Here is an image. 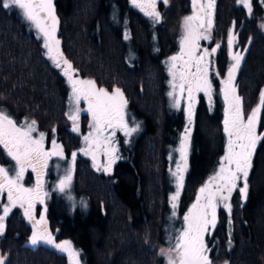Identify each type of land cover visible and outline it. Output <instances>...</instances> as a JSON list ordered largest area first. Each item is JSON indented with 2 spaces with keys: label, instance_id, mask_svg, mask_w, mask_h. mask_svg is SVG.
Segmentation results:
<instances>
[{
  "label": "trees",
  "instance_id": "1",
  "mask_svg": "<svg viewBox=\"0 0 264 264\" xmlns=\"http://www.w3.org/2000/svg\"><path fill=\"white\" fill-rule=\"evenodd\" d=\"M54 4L60 49L75 75L95 81L100 88L119 87L142 129L130 142L121 141V158L109 174L97 173L88 158L78 157L73 191L86 200L87 207L74 209L52 193L48 223L58 239L75 245L83 264H158L169 214L167 148L187 122L184 111H174L168 103L164 61L179 49L191 2H160L161 19L153 24L129 0H55ZM257 8L256 4L259 12L249 16L237 0L216 1L211 33L220 47L212 73L213 100L209 103L200 94L194 108L179 217L214 175L227 143L220 85L231 63L227 32L232 22L237 24L236 46L247 49L236 75L245 116L264 89V31L259 25L262 11ZM69 85L48 61L18 10L4 9L0 0V108L17 120L34 119L48 133L55 129L68 156L74 146L66 116ZM257 130L264 133V112ZM0 162L8 165L1 148ZM248 184L246 201L238 191L233 193L230 217L224 209L218 212L216 227L207 238L213 264H264V140L257 144ZM5 227L0 237L5 264H67L66 257L46 244L28 245L31 228L17 211Z\"/></svg>",
  "mask_w": 264,
  "mask_h": 264
},
{
  "label": "snow or ice",
  "instance_id": "2",
  "mask_svg": "<svg viewBox=\"0 0 264 264\" xmlns=\"http://www.w3.org/2000/svg\"><path fill=\"white\" fill-rule=\"evenodd\" d=\"M131 3L154 23L160 22L161 16L156 10L157 0H131ZM163 3L167 5L168 0H163ZM215 3L216 0H206V3H202L201 0H192L193 14L184 18L185 34L180 42L181 51L178 55L169 57L168 72L172 79L169 81L171 91L167 95L172 100L171 106L178 109L180 99L185 93H187L188 101L185 109L187 126L181 135L179 148L176 149L180 154V161L176 163V171L172 172V175L176 177V192L170 198L173 210L177 208V201L184 186L183 173L187 169L196 93L203 92L208 97L209 103L212 100L208 57L214 54L220 45L212 48L210 53L208 49H204L199 55H197V49L201 39H210ZM237 3L243 4L251 13V0H237ZM2 7L21 10L24 19L31 22L42 34L43 47L47 49L48 58L52 60L56 68H61L63 75L67 77L72 89L70 99L77 105L67 114L68 118L73 121V132H79L78 120L81 109L78 105L81 99L87 102V111L92 117L90 127L93 133L84 137L88 148L82 151L85 155L92 156L94 168L110 173L112 165L120 157L116 154L115 147H107L104 152L107 157L105 164L101 165L98 162L97 151L101 144L100 136L103 131L106 128L118 127L125 136H131L139 130V124L134 118H132L133 126L131 127L126 119L128 102L122 90L116 87L109 92L105 88H97L93 80L74 78L76 70L60 51V40L57 38L59 20L55 14L53 0H2ZM125 39H128L127 35ZM235 40L236 36L230 30L227 44L233 63L229 65L226 77L221 80L223 85L221 92L227 105L223 122L227 136L225 155L221 158L219 171L199 188L195 202L183 217L185 226L174 238L175 243L170 244L168 248L160 249V254L166 258L167 264H213L209 256L211 249L206 243L205 236L210 235V227L211 229L216 227L217 208L222 206L230 217L232 210L230 200L233 192L238 191L241 199L247 200L252 158L258 142L264 140V133L257 132L262 112H264V89L260 91L256 107L245 116L243 99L237 94L235 84L236 74L244 60V55L240 51L233 52ZM216 75L219 76V73L217 72ZM34 132H37L35 120L25 121L24 124L18 125L10 115L0 110V146H3L7 156L15 161L13 168L0 166V194L5 192L7 194V203L2 206V214H0V236H3L5 232V219L13 208L19 206L24 209V216L32 223L31 245L36 246L40 242L51 245L60 252L67 253L70 264H80L78 259L80 253L72 247L71 241L64 240L56 243L48 229L45 216L42 214L39 220H36L33 215L36 201L43 203L39 189L42 188L41 177L44 169L48 167L49 159L53 156L64 159L63 147L57 144L55 139L51 141L52 148L45 150V133L40 132L38 137H34L32 135ZM103 140L108 145L112 144L109 137H104ZM75 161L76 153L73 152L71 165L64 170V175L56 185L61 193H66L71 186ZM28 168L37 174L36 189L26 188L21 183ZM10 172L14 174L10 175ZM68 199L71 200L72 197L69 195ZM80 203L82 207H87L86 202L81 201ZM172 215H176L175 211ZM228 222L231 223V220L229 219ZM6 259V255H0V264H5ZM225 264L228 262L225 261Z\"/></svg>",
  "mask_w": 264,
  "mask_h": 264
},
{
  "label": "rangeland",
  "instance_id": "3",
  "mask_svg": "<svg viewBox=\"0 0 264 264\" xmlns=\"http://www.w3.org/2000/svg\"><path fill=\"white\" fill-rule=\"evenodd\" d=\"M54 1L55 0H53V4H54ZM160 2H163V0H157V8H156L157 11L159 9ZM190 2H191V11L186 16H191L193 14L192 0H190ZM201 2L202 3H206V0H201ZM129 3L132 4L131 3V0H129ZM256 4H257V6H259V8H257V9H259V10L262 11L261 18L259 19L260 20V24L259 25H260L261 30L264 31V27H262V26H264V0H251V5H252V11H251V13L248 12V9L245 8L243 6V4H241V5L244 7V10H246L247 15L251 16V14H255V12L257 11L255 9ZM54 7H55V4H54ZM14 9H16V8H14ZM17 10L19 12V15H20L21 19L25 21L28 29L33 33V35L36 37V39L38 41H40V44H41V46L43 48V51H45V56L47 57L48 61L51 63V65L54 67V69L57 72H60L63 75L62 69L61 68H56L54 66L52 60H50L48 58L47 49H45L43 47L44 40H43L42 34L39 32V30H37L35 28V26L31 22H29L26 19H24L21 10H19V9H17ZM136 10L139 11L141 14H144L143 12L140 11L139 8H136ZM257 12H259V11H257ZM55 14L57 16L56 7H55ZM213 14H214V12H213ZM146 17H148V16H146ZM58 20H59V18H58ZM149 20L152 22V24L154 23L151 18H149ZM212 20H213V17H212ZM124 24H125V21L122 22V25H124ZM182 24H183V26H182V30H181V34H180L181 36L179 38V45H180L179 46V49L176 51V53L169 55L165 59V61H164L165 68L167 69V80H166V87H165V89H166V97H167V100H168V103H169L170 107L174 111L183 110L184 111V114H185L186 121H187V114H186V111H185V109L187 108V103H188V101H187V93H185L184 96L181 97V99H180V107L178 109L171 106L172 105V100L167 95V93L169 91H171V86L169 84V81L172 79V77L169 75V72H168L169 57L174 56V55H178L180 53V51H181V43L180 42H181V39L183 38V36L185 34L184 19H183ZM213 24H214V22H213ZM236 25H237L236 23L232 22L229 25V28H228V32L227 33H229V31L231 30L235 34V36L237 38V36H238V32L237 31L238 30H237V26ZM123 30H124L125 35H127L128 38H129V34L127 32V28H123ZM58 31H59V29L57 28V38L59 39V37H58ZM201 31H204V29H201ZM227 41H228V38H227ZM217 45H219V44L217 42L213 41V39H212V33H211V30H210V39H207V40L201 39L199 41V48L197 49V55L201 54L204 51V49H208V51L210 53L211 52V49L212 48H215ZM227 46H228V44H227ZM60 51H61V49H60ZM235 51H240V52H242L243 55H245L244 49H241L240 50L239 47H237L236 46V43L234 42L233 52H235ZM215 54H216V52L214 54H211L208 57V60L210 61L209 71H210V79H211V81H212V73L214 74L215 71H216V69H215V67H216L215 66L216 55ZM228 54H229V49H228ZM63 57H64V55H63ZM229 59H230V62L233 63V61L231 60L230 56H229ZM178 66H179V62H178ZM62 67H63V65H62ZM225 77H226V75H225ZM74 78H78L75 75V73H74ZM236 78H237V76H236ZM78 79H82V78H78ZM83 80H88V79H83ZM67 81H68V79H67ZM235 84H236V79H235ZM96 87L97 88H100L97 84H96ZM220 87L222 88L223 85L221 84ZM102 88H104V87H102ZM105 89H107V88H105ZM107 90L109 92H112V90H110V89H107ZM68 94L69 95H68V99H67V105L68 106H67L66 116H67V121H68V128H69L72 136L74 137V146H73L72 153L73 152L76 153V160L78 159V157L88 158L91 161L92 168L94 170H96L97 173H100V174L102 173V174H105V175L106 174H109V173L104 172L102 169L98 171L96 168H94L93 167L92 156L91 155H85L84 152L82 151V150L88 148V144L84 140V137L85 136H88L90 133H93V129L90 127V124H92V117H91V114L87 111V108H88L87 102L84 101L83 99H81V101H80V103L78 105V107L81 109V111L79 113V120H78L79 132L78 133L77 132H73L72 131L73 121L70 120L68 118V115H67L75 107H77V105L75 104V102L70 99L71 94H72L71 85H69ZM200 94H203L204 98L208 100V97L205 96L203 92L196 93V99H195V103H194V108L196 107V105L198 103V100H199L198 97L200 96ZM124 97H125V94H124ZM212 97H213V87H212ZM222 98H224L223 97V94H222ZM125 99H126V97H125ZM212 100H213V98H212ZM208 102H209V100H208ZM226 107H227V105L224 102V109ZM0 110H3L8 115H10L6 108H0ZM126 112H127L126 119L129 121V126L130 127L133 126L132 118H134L135 122L139 124V130L136 133H133L131 136H125L124 135V132L120 128H118V127L117 128H114V129L113 128H106L103 131V133L101 134V136H100L101 144H100L99 150L97 151V160H98V162L101 165L105 164V162L107 160V157L104 155V152H105V150H106L107 147H115L117 149V153L116 154L120 157L121 156V146H120L121 141L123 143H125V144L128 143V142H130L131 139L134 138V137H136L137 134L142 129L141 123L133 116V114L131 115L129 113V102L127 103ZM12 119H14L15 121H17L18 125L24 124L25 121H29L30 122V121L34 120L32 118H29V117H25V118L20 119V120H17L15 118H12ZM224 119H225V113H224L223 120ZM193 124H194V121H193ZM193 124L191 125V128L192 129H193ZM186 126H187V122H186V125L184 126V128L180 131V135L177 137V139L174 142L173 141L170 142V145L168 146L167 153H166L167 159H168L167 160V165L168 166H167V170H166V174H165V176H166V185H165V187H167V198H168L169 214H168V224H167L168 226H166V230H165L166 233H165L164 240H163L166 243V245H164L162 248H168L170 246V244L175 243V239L174 238L176 236H178L179 235V232L184 228L185 225H184L183 217L188 212V210H187L182 217H179L178 216V208H176L175 210L172 209V207H171V199H170L171 196L174 195L175 192H176V177H174L172 175V172L173 171H176V163L178 161H180V154H179V152L176 151V149L179 148L181 135L184 132ZM36 128H37V132H34L32 134L34 137H38V134L40 132L45 133V140H44V148H45V150H50L52 148L51 141L53 139H55V141L57 142V144H59V145H61L63 147L64 159H60L59 157H56V156L51 157L49 159V161H48V167L46 169H44V171H43V175L41 177L42 188L39 189V195L43 199V203H40L37 200L36 203H35V205H34V208H33V215H34L35 219L36 220H39L40 216L43 214L45 216L46 221H47L48 229L51 232V234H52L55 242L56 243H60V242L64 241V239H58L57 238V235H56L57 233L56 232H54V233L52 232V230L50 228V225L48 223V219H47V214H46V212L48 210L47 204H48V201L50 200V196L52 195V193H56L57 195L62 196L63 198H65V201L69 203V206L72 207V208H74V209H75V207H77V205H80L81 206V203H80L81 201L86 202V200H83L80 197L77 198L75 192L73 191V181H74L73 180V177H74V171H75V169H74L73 174H72L71 186H70L69 189L66 190V193H61V192H59L57 190L56 185L59 183V180L64 175V170L71 165L72 153L70 154V156L67 155L66 149L64 148V145H63L62 141L60 140V138H58V135H57L56 131L55 132L52 131L50 133H48L46 131H43L42 129L38 128L37 122H36ZM257 132H258V130H257ZM191 135H192V132H191ZM104 137H109L111 139V141H112V144L111 145L106 144L104 142V140H103ZM226 141H227V136H226ZM226 145H227V143H226ZM190 147H191V143H190L189 150H188V155H187V169L183 173L184 179H185V176H186L185 174H186V172H187V170L189 168V158H190V154L189 153H190ZM0 148L3 151L4 156L6 157L7 162H8V165L7 166L6 165H3L0 162V166H3L5 168H13L14 165H15V161H13L11 159V157L7 156L6 151L3 149V146H0ZM93 148L95 149V145H93ZM225 151H226V146H225L224 154L222 155V157L225 155ZM170 157H171V159H170ZM221 158L219 160V165L217 167V170L214 172V175L219 171L220 164H221ZM57 165H59V167H57ZM75 165H76V161H75ZM75 165H74V168H75ZM113 165H112V167H113ZM13 174H14L13 172H10V175H13ZM208 180H209V178L205 182H207ZM205 182H204V184H205ZM21 183L26 188L36 189L37 188V174H36V172H33L31 168H28L25 171V173H24V177H23ZM181 192H182V190H181ZM197 193H198V191H197ZM197 193H196V195H197ZM69 195L72 197L71 200L68 199V196ZM196 195H195V197H196ZM232 197H233V194H232ZM232 197H231V200H230L231 205H232ZM179 200H180V196H179V199L177 201V206H178ZM195 200H196V198H195ZM195 200H194V202H195ZM6 203H7V194L5 192L3 194H0V214H2V206L4 204H6ZM86 204H87V202H86ZM191 205H190V207H191ZM25 207H27V205H25ZM220 209H224V208L222 206L218 207L217 208V215H218V212H219ZM14 211H17V213L19 215H21L22 217H24L26 223L30 226L31 231H30V235L28 236L29 238L27 240V243H28V245H30L31 247H33V245H31V243H30V237L32 236V233H33L32 223L27 219V217L24 216V209L23 208H20L19 206L13 208L12 211L9 213L8 217L5 219V226H6V223H7V219L10 217V214L12 212H14ZM173 211H175V213H176L175 216L172 215ZM226 213H227V211H226ZM5 229H6V227H5ZM213 230L214 229H211V227H210V234H212ZM208 236H209V234H206V236H205V240H206L207 245H208V240H207ZM170 238H172V239L170 240ZM65 240H68V239H65ZM37 245H44V243L43 242H40ZM47 246L55 249L51 245H47ZM72 247L75 250L78 251V249L75 247V245L72 244ZM57 251L61 255H63L64 257H66L67 258V264H70V260H69L68 254L67 253H64V252H60L59 250H57ZM78 259L80 261V264H83L82 261H81V259H80V256L78 257ZM6 261H7V259H6ZM158 264H167L166 258L161 255V260H160V262Z\"/></svg>",
  "mask_w": 264,
  "mask_h": 264
}]
</instances>
